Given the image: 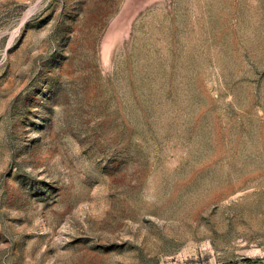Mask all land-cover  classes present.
Wrapping results in <instances>:
<instances>
[{"label": "rangeland", "instance_id": "1", "mask_svg": "<svg viewBox=\"0 0 264 264\" xmlns=\"http://www.w3.org/2000/svg\"><path fill=\"white\" fill-rule=\"evenodd\" d=\"M0 264H264V0H0Z\"/></svg>", "mask_w": 264, "mask_h": 264}]
</instances>
